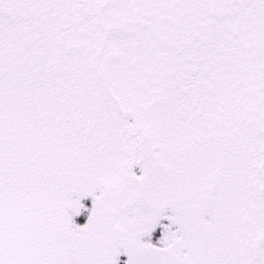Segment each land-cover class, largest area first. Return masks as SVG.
<instances>
[{
  "label": "snow or ice",
  "instance_id": "6c2138e0",
  "mask_svg": "<svg viewBox=\"0 0 264 264\" xmlns=\"http://www.w3.org/2000/svg\"><path fill=\"white\" fill-rule=\"evenodd\" d=\"M0 264H264V0H0Z\"/></svg>",
  "mask_w": 264,
  "mask_h": 264
},
{
  "label": "rangeland",
  "instance_id": "374dc122",
  "mask_svg": "<svg viewBox=\"0 0 264 264\" xmlns=\"http://www.w3.org/2000/svg\"><path fill=\"white\" fill-rule=\"evenodd\" d=\"M75 221H76V223L82 225V224L85 222V214H82V215L76 217V218H75ZM159 236H160V230L157 229V230L153 233V235H152V238H151V239H152V242L155 243L156 240L159 238ZM122 259H123V258H122Z\"/></svg>",
  "mask_w": 264,
  "mask_h": 264
},
{
  "label": "trees",
  "instance_id": "16d2710c",
  "mask_svg": "<svg viewBox=\"0 0 264 264\" xmlns=\"http://www.w3.org/2000/svg\"><path fill=\"white\" fill-rule=\"evenodd\" d=\"M84 203L90 205V200H85Z\"/></svg>",
  "mask_w": 264,
  "mask_h": 264
}]
</instances>
